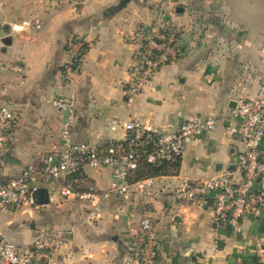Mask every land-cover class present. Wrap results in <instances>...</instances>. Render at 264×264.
<instances>
[{"label": "crops", "instance_id": "crops-1", "mask_svg": "<svg viewBox=\"0 0 264 264\" xmlns=\"http://www.w3.org/2000/svg\"><path fill=\"white\" fill-rule=\"evenodd\" d=\"M22 21L30 23L24 32L9 30V24ZM0 25L1 66L23 69H0V108L9 106L16 117L2 181L29 167L39 169L59 146L68 114L46 101L56 97L75 105L71 141L91 147L125 141L126 122L174 131L185 120L213 116L216 126L189 142L178 174L156 177L154 186L221 174L241 181L237 166L244 145L229 134V125L237 122L231 111L239 100L264 98V0H75L63 6L51 0H0ZM164 25L179 29V58L128 103L141 35ZM73 38L83 39L88 49L67 81L64 65ZM260 151L264 155V138ZM84 175L94 199L63 196L62 180L41 182L50 203L27 202L0 214V238L25 246L41 229H70V239L47 264H257L264 204L237 226L216 224L209 208L171 201L166 194L142 201L132 187L128 200L114 195L110 168H86ZM94 209L97 218L90 220ZM146 217L156 230L150 262L141 258Z\"/></svg>", "mask_w": 264, "mask_h": 264}, {"label": "built area", "instance_id": "built-area-1", "mask_svg": "<svg viewBox=\"0 0 264 264\" xmlns=\"http://www.w3.org/2000/svg\"><path fill=\"white\" fill-rule=\"evenodd\" d=\"M57 6L72 4L75 0H51ZM30 23L22 21L8 25L13 33L24 32ZM3 25H0V30ZM85 41L73 38L68 45L69 58L64 65V77L72 81L79 70ZM180 55L179 29L172 25L154 27L141 35L137 50V67L134 78L128 89V103L148 86L154 75L162 68L175 63ZM0 69H12L22 72L21 66ZM54 108L66 112L68 118L62 122L59 146L53 148L39 169L26 168L16 176L2 181L0 179V214L19 208L23 204L33 203L32 193L40 187L41 182L52 183L62 180L78 170L86 168L107 167L112 171L113 184L111 193L122 195L125 200L131 197V188L142 201L158 199L166 194L175 202L206 207L211 210L212 220L216 224L238 225L239 219L251 213L254 207L264 204V155L260 146L264 138V98L241 99L231 111L237 120L229 125V134L238 137L244 149L238 160V171L242 178L233 183L226 174H221L201 182H192L182 178L175 183L156 189L154 178L129 183V175L136 168L137 160L134 152L126 151L122 142L110 140L105 151L91 147L87 143H74L70 139L71 121L76 108L70 98L56 97L46 100ZM218 120L213 116L183 121L174 131H163L151 124L130 121L122 125L127 137L133 136L138 141L146 137L153 144L148 161L158 164L182 158L186 146L199 133L211 130ZM117 123V122H115ZM16 128V117L9 106L0 108V169L4 164V153ZM138 144V143H137ZM258 187V189H257ZM63 196L92 200L96 196L95 189L81 192L70 184H63ZM108 193H104L107 196ZM97 209L90 212L89 218H97ZM143 239L141 258L150 262L156 254V230L149 217L141 221ZM71 230L41 229L35 240L25 246L0 238V260L5 264H47L55 253L70 239ZM255 256L257 264H264V244H256Z\"/></svg>", "mask_w": 264, "mask_h": 264}, {"label": "trees", "instance_id": "trees-1", "mask_svg": "<svg viewBox=\"0 0 264 264\" xmlns=\"http://www.w3.org/2000/svg\"><path fill=\"white\" fill-rule=\"evenodd\" d=\"M87 49L88 44L85 43L82 57L85 55ZM122 144L127 152H134L137 160L136 168L133 169L129 175L128 181L131 184L148 178L177 175L180 170L181 158L172 161H162L158 164L150 163L148 161V156L153 148V144L146 137L136 141L133 136H129L125 141H122ZM107 146L108 143H103L98 148L101 151H105ZM84 179V170H78L74 173L68 174L63 184H70L73 188L80 190L81 192H88L91 186L86 185Z\"/></svg>", "mask_w": 264, "mask_h": 264}, {"label": "water", "instance_id": "water-1", "mask_svg": "<svg viewBox=\"0 0 264 264\" xmlns=\"http://www.w3.org/2000/svg\"><path fill=\"white\" fill-rule=\"evenodd\" d=\"M131 0H125V2H129ZM179 12H182V8L178 9ZM33 203L39 206L48 205L50 203V193L46 188H38L32 193Z\"/></svg>", "mask_w": 264, "mask_h": 264}, {"label": "rangeland", "instance_id": "rangeland-1", "mask_svg": "<svg viewBox=\"0 0 264 264\" xmlns=\"http://www.w3.org/2000/svg\"><path fill=\"white\" fill-rule=\"evenodd\" d=\"M178 1V0H177Z\"/></svg>", "mask_w": 264, "mask_h": 264}]
</instances>
